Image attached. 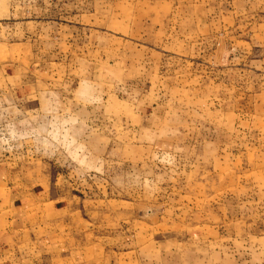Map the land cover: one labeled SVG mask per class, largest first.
<instances>
[{
    "label": "rangeland",
    "instance_id": "374dc122",
    "mask_svg": "<svg viewBox=\"0 0 264 264\" xmlns=\"http://www.w3.org/2000/svg\"><path fill=\"white\" fill-rule=\"evenodd\" d=\"M0 9L22 21L10 41L24 47L6 59L39 83L25 101L0 89L6 234L42 227L81 246L73 264H264V0ZM18 236H0L11 263ZM89 243L100 258H85Z\"/></svg>",
    "mask_w": 264,
    "mask_h": 264
},
{
    "label": "crops",
    "instance_id": "0c3cea01",
    "mask_svg": "<svg viewBox=\"0 0 264 264\" xmlns=\"http://www.w3.org/2000/svg\"><path fill=\"white\" fill-rule=\"evenodd\" d=\"M122 4L120 6H122ZM167 7L171 8L172 6L171 4H167ZM19 9L20 8L14 9L13 16L16 20L20 19ZM8 13L7 11L3 13L0 9V89L3 93L8 92L11 99L15 102L25 101L35 94V90L39 88V83L36 81L37 73L34 70H30L22 57L17 56L16 58V56H14L12 59H6L8 53H15L16 50H20V48L24 47L23 43H13L10 41V37L18 34V29L22 25L17 23H21L22 21L9 20ZM3 185L1 181L0 188H3ZM27 199L26 201L24 200L25 211L23 213V222L30 218L31 213H29V211L35 208L34 200L31 199V197H27ZM7 203H9V201ZM9 205L11 206L8 216L19 215V210L15 209L17 204L12 203ZM44 205L48 206V204ZM17 222V220L13 222L8 221L7 225L15 229L17 227L15 226ZM3 226H5V221L0 220V236L16 237L20 235L18 237L24 238L25 245L23 248L19 249L21 255L18 257L16 256V260L11 263L14 259L13 254L15 255L16 251L15 247L11 245L12 238H7L6 247L3 249L0 248V264H73L78 260V253L74 252V250L81 247L79 244L76 245L74 243L62 246V244L56 243L55 240H51V238L44 235L42 236V227L39 228V236H32L28 228H26L24 232L22 231V234H20V231H15L13 235H9L8 232V234H6V232L2 230ZM88 242H90V238ZM69 250H71L70 253H72L71 259L69 258L70 255L64 258L62 256L63 252ZM82 250V252L85 253V258H90L91 260L100 258L103 254V249L96 243L86 244L84 248L82 247ZM80 251L81 250H79V252ZM3 260L5 261L2 262Z\"/></svg>",
    "mask_w": 264,
    "mask_h": 264
}]
</instances>
